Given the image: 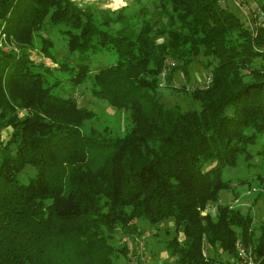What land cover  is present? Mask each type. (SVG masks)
<instances>
[{
    "label": "trees",
    "instance_id": "1",
    "mask_svg": "<svg viewBox=\"0 0 264 264\" xmlns=\"http://www.w3.org/2000/svg\"><path fill=\"white\" fill-rule=\"evenodd\" d=\"M221 2L152 0L150 12L140 0L116 8L0 0V33L16 45L0 46V130L8 128L0 140V264H113L118 252L131 264L126 246L107 236L116 226L138 234L137 219L168 216L180 237L161 240L175 264H217L204 241L234 258L239 242L264 264V216L253 222L250 208L216 202L229 186L223 168L239 155L248 164L257 138L264 180V17L257 21L249 6L247 23ZM255 4L264 12V0ZM45 22L64 25L75 63L53 60L45 36L38 49L56 66L29 57ZM102 50L115 60L91 72L88 57ZM194 60L209 73L189 91L199 107L164 104L159 75L179 70L187 79ZM64 79L87 81L90 95L131 123L123 133L85 125L95 112L58 92ZM25 164L35 172L22 182ZM207 202L214 210L202 214Z\"/></svg>",
    "mask_w": 264,
    "mask_h": 264
},
{
    "label": "rangeland",
    "instance_id": "2",
    "mask_svg": "<svg viewBox=\"0 0 264 264\" xmlns=\"http://www.w3.org/2000/svg\"><path fill=\"white\" fill-rule=\"evenodd\" d=\"M79 5H91L96 7H109L116 8L125 4V0H74ZM141 4H145L151 12L153 5L152 0H140ZM222 5L229 7L240 20H245L247 23L252 24L253 13L250 12L249 6L255 4V0H248L247 2L241 1L236 4L232 0H225L221 2ZM94 12L95 9L91 8ZM261 11V10H260ZM262 12V11H261ZM260 12V13H261ZM260 13H254L257 15V20H260ZM264 13V12H262ZM157 12L152 13V18L157 17ZM135 24H137V13H134ZM133 19V20H134ZM63 24H50L44 23L43 28L33 32L32 43L33 46L28 49L29 57L34 62H42L45 65L52 67L56 66L53 60L65 59L68 63H75L77 61V54L70 52L67 48L66 38L64 34L60 32L63 28ZM45 36L52 42L50 47L54 59L44 56L38 49L39 37ZM0 46L3 48L15 47L16 45L12 40H6L3 34L0 33ZM89 68L92 71L97 70L99 67L108 65L115 60V54L109 50H102L92 53L88 57ZM203 61V60H202ZM208 69L203 66L199 60H194L189 66V77L185 79L179 70L171 71L170 77L159 75L158 92L164 104L171 105L177 104L181 109H187L189 107H199L197 100L191 97L190 90L195 86H203V84L209 78ZM58 92L63 95L73 96L78 104L91 108L95 113L94 115L84 121L85 125H92L95 127H101L107 125L116 133H123L124 127L129 125V121L126 112L120 109H116L109 105L105 100L99 99L89 94V84L87 81L73 85L68 80H62L58 85ZM8 128H2L0 130V140H4L7 137ZM259 139L257 138L252 143H248V154L245 158L248 164H243V155L237 156L235 165H226L222 170V177L229 179V186L221 189L218 193V200L216 202L226 203L232 206H238L241 210H245L246 207L250 208L253 213V222L264 216L262 202L264 201L263 195H257V191H264V180H261L263 176V159L260 155L255 153L259 145ZM243 157V159H242ZM35 172L34 167L30 164H25L21 171L17 173L18 178L22 182H26L27 179ZM245 178L244 181H238V177ZM213 202H207L200 210L203 214L206 211L213 212ZM137 226L141 229L140 233L132 235L124 234L120 231L118 226L107 236V241L116 245L124 244L127 251V256L130 258L131 264H175V255L167 252V249L162 242L161 238L169 237L174 233L180 237V232L174 230V223L172 217L168 216L160 222H150L144 219H137ZM236 242V250H237ZM241 246V245H240ZM243 248V247H242ZM244 249V248H243ZM215 248L203 242V252L205 255H211L215 257L217 264H239L240 257L234 258L228 252L213 251ZM249 252L250 250L247 249ZM245 251L246 260L250 264H256V261L252 254ZM125 256L118 252L113 258V264H123Z\"/></svg>",
    "mask_w": 264,
    "mask_h": 264
},
{
    "label": "built area",
    "instance_id": "3",
    "mask_svg": "<svg viewBox=\"0 0 264 264\" xmlns=\"http://www.w3.org/2000/svg\"><path fill=\"white\" fill-rule=\"evenodd\" d=\"M219 1H225V0H219ZM230 1V0H229ZM234 3H236V4H238V3H240L242 0H232ZM252 6V8H253V12L254 13H260L261 11H260V9H259V7L256 5V4H252L251 5ZM258 15V14H257ZM260 15H261V17H259V18H263L264 17V13H260ZM260 19V20H261ZM257 21H259V20H257ZM208 80V79H207ZM245 250L240 246V244H238L237 243V254L239 255V259H240V263L239 264H250L249 263V261L248 260H246V255H245Z\"/></svg>",
    "mask_w": 264,
    "mask_h": 264
}]
</instances>
